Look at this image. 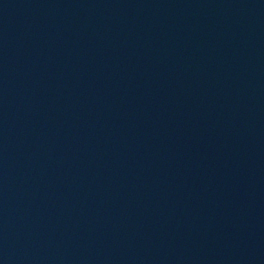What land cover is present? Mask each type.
<instances>
[{"label":"water","instance_id":"95a60500","mask_svg":"<svg viewBox=\"0 0 264 264\" xmlns=\"http://www.w3.org/2000/svg\"><path fill=\"white\" fill-rule=\"evenodd\" d=\"M0 264H264V0H0Z\"/></svg>","mask_w":264,"mask_h":264}]
</instances>
